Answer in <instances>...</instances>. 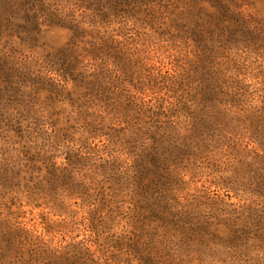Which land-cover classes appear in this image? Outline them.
<instances>
[{"label":"rangeland","instance_id":"obj_1","mask_svg":"<svg viewBox=\"0 0 264 264\" xmlns=\"http://www.w3.org/2000/svg\"><path fill=\"white\" fill-rule=\"evenodd\" d=\"M0 264H264V0H0Z\"/></svg>","mask_w":264,"mask_h":264}]
</instances>
